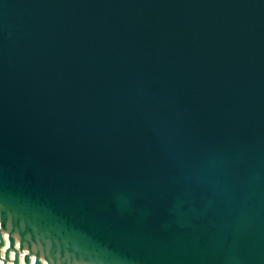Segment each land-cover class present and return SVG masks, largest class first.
Instances as JSON below:
<instances>
[{"label": "water", "instance_id": "obj_1", "mask_svg": "<svg viewBox=\"0 0 264 264\" xmlns=\"http://www.w3.org/2000/svg\"><path fill=\"white\" fill-rule=\"evenodd\" d=\"M11 252L264 264V0H0Z\"/></svg>", "mask_w": 264, "mask_h": 264}, {"label": "bare ground", "instance_id": "obj_2", "mask_svg": "<svg viewBox=\"0 0 264 264\" xmlns=\"http://www.w3.org/2000/svg\"><path fill=\"white\" fill-rule=\"evenodd\" d=\"M4 238L6 240V243L1 248V256L3 258L5 257V251H6L7 247L9 246V242H8V239H7V235H4ZM10 258H11V260H10V262L8 264H13V261H14V252H11ZM0 264H3V261L2 260H0ZM20 264H24V256L23 255L20 258ZM31 264H35V258L34 257H32Z\"/></svg>", "mask_w": 264, "mask_h": 264}]
</instances>
